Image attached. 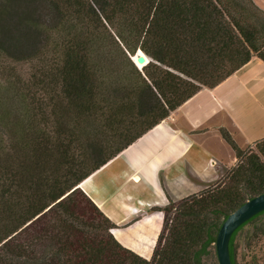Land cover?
<instances>
[{
  "label": "trees",
  "instance_id": "obj_1",
  "mask_svg": "<svg viewBox=\"0 0 264 264\" xmlns=\"http://www.w3.org/2000/svg\"><path fill=\"white\" fill-rule=\"evenodd\" d=\"M139 50L151 61L137 68ZM253 56L264 62V12L251 0H0V264L216 259L222 221L264 193V138L244 153L221 132L237 164L162 210L150 259L113 238L79 185ZM262 214L232 234L231 264L238 232ZM45 243L49 258L36 254Z\"/></svg>",
  "mask_w": 264,
  "mask_h": 264
},
{
  "label": "crops",
  "instance_id": "obj_2",
  "mask_svg": "<svg viewBox=\"0 0 264 264\" xmlns=\"http://www.w3.org/2000/svg\"><path fill=\"white\" fill-rule=\"evenodd\" d=\"M222 131L241 151L264 138V62L255 56L218 86L202 88L79 188L114 225L113 238L150 259L162 210L216 185L237 164Z\"/></svg>",
  "mask_w": 264,
  "mask_h": 264
},
{
  "label": "rangeland",
  "instance_id": "obj_3",
  "mask_svg": "<svg viewBox=\"0 0 264 264\" xmlns=\"http://www.w3.org/2000/svg\"><path fill=\"white\" fill-rule=\"evenodd\" d=\"M251 2L262 12H264V0H251ZM23 76L29 75V66H18L17 68ZM253 148V147H252ZM250 148L244 150V153L249 151ZM169 218L173 217V212L168 214ZM254 228L259 230L264 229V214L257 217L252 222L245 225L237 234V263L238 264H264V236L261 233H255ZM23 241L22 239L19 240ZM32 247V246H31ZM57 250L53 244L45 243L38 248L36 254L42 258H49ZM5 254V250L3 251ZM4 254L2 256H4ZM203 264H217L213 252L203 259Z\"/></svg>",
  "mask_w": 264,
  "mask_h": 264
},
{
  "label": "water",
  "instance_id": "obj_4",
  "mask_svg": "<svg viewBox=\"0 0 264 264\" xmlns=\"http://www.w3.org/2000/svg\"><path fill=\"white\" fill-rule=\"evenodd\" d=\"M138 52H140V55L136 56ZM134 58L135 60H131L137 68L151 61V59L140 50L136 52ZM262 212H264V193L248 199L222 221L214 241L218 264H231L229 257V241L232 234L244 223Z\"/></svg>",
  "mask_w": 264,
  "mask_h": 264
},
{
  "label": "built area",
  "instance_id": "obj_5",
  "mask_svg": "<svg viewBox=\"0 0 264 264\" xmlns=\"http://www.w3.org/2000/svg\"><path fill=\"white\" fill-rule=\"evenodd\" d=\"M252 148V147H251ZM262 162H263V164H264V157L262 158Z\"/></svg>",
  "mask_w": 264,
  "mask_h": 264
}]
</instances>
